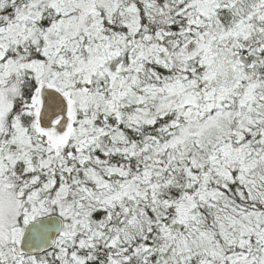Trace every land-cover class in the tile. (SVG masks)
Listing matches in <instances>:
<instances>
[{"label":"snow or ice","instance_id":"obj_1","mask_svg":"<svg viewBox=\"0 0 264 264\" xmlns=\"http://www.w3.org/2000/svg\"><path fill=\"white\" fill-rule=\"evenodd\" d=\"M0 264H264V0H0Z\"/></svg>","mask_w":264,"mask_h":264}]
</instances>
